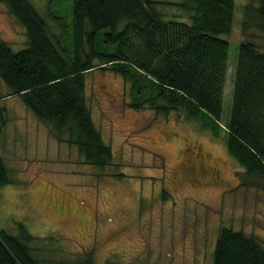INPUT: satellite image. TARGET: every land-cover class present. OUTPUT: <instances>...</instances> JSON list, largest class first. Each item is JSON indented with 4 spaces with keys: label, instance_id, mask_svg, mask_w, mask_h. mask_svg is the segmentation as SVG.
Returning <instances> with one entry per match:
<instances>
[{
    "label": "rangeland",
    "instance_id": "374dc122",
    "mask_svg": "<svg viewBox=\"0 0 264 264\" xmlns=\"http://www.w3.org/2000/svg\"><path fill=\"white\" fill-rule=\"evenodd\" d=\"M32 1L48 13V0ZM248 3L235 0L226 36L222 127L231 114L238 47L247 39L242 22ZM159 8L168 16L182 13ZM250 32L264 48V31L251 26ZM0 40L15 51L28 41L26 28L1 1ZM130 86L111 70L87 74V104L113 152V164L104 171L86 163L67 134L54 135L20 95L1 99L8 122L0 151L13 182L0 187V230L19 235L25 226L35 237L34 255L55 264L75 263L87 251L95 264H213L222 226L264 244V180L247 175L224 138L198 121L133 107ZM7 90L0 76V95ZM212 166L217 178L200 175Z\"/></svg>",
    "mask_w": 264,
    "mask_h": 264
},
{
    "label": "trees",
    "instance_id": "16d2710c",
    "mask_svg": "<svg viewBox=\"0 0 264 264\" xmlns=\"http://www.w3.org/2000/svg\"><path fill=\"white\" fill-rule=\"evenodd\" d=\"M0 1L28 37L27 46L18 51L0 40L5 93L20 95L54 135L67 134L86 163L103 171L113 164L112 149L87 104V74L101 69L131 83L133 107H149L165 116L177 112L198 121L224 138L247 175L264 180V48L255 33H246L251 26L264 31V0H249L244 7L247 39L238 47L225 127L226 36L232 31L235 0H48L45 15L32 0ZM160 5L182 13L168 16ZM63 12L71 15L70 22ZM6 114L0 102V134L8 122ZM12 182L0 153V187ZM34 240L23 225L19 235L0 230V264H55L34 255ZM76 260L70 264H95L92 251ZM213 264H264V244L252 234L222 226Z\"/></svg>",
    "mask_w": 264,
    "mask_h": 264
},
{
    "label": "flooded vegetation",
    "instance_id": "af4514ba",
    "mask_svg": "<svg viewBox=\"0 0 264 264\" xmlns=\"http://www.w3.org/2000/svg\"><path fill=\"white\" fill-rule=\"evenodd\" d=\"M200 173H202L203 175H208V176H213L215 178H217L219 176V171L216 167L212 166L209 168H203L202 170H199Z\"/></svg>",
    "mask_w": 264,
    "mask_h": 264
},
{
    "label": "crops",
    "instance_id": "0c3cea01",
    "mask_svg": "<svg viewBox=\"0 0 264 264\" xmlns=\"http://www.w3.org/2000/svg\"><path fill=\"white\" fill-rule=\"evenodd\" d=\"M4 95H6V96L3 97L2 100H8V99H10V97H12V96H8L7 93H5ZM29 110H30V109H29ZM0 153H1V151H0Z\"/></svg>",
    "mask_w": 264,
    "mask_h": 264
}]
</instances>
